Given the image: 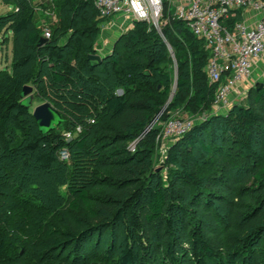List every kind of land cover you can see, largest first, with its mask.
Instances as JSON below:
<instances>
[{
  "label": "trees",
  "instance_id": "1",
  "mask_svg": "<svg viewBox=\"0 0 264 264\" xmlns=\"http://www.w3.org/2000/svg\"><path fill=\"white\" fill-rule=\"evenodd\" d=\"M92 3L68 0L75 34L65 44L56 31L39 45L28 5L4 24L25 36L13 73L0 70V264H264V79L244 102L173 140L157 170L161 131L151 125L174 84V109L211 111L212 52L173 17L161 32L136 22L123 53L94 65V43L69 50L77 34L97 37ZM29 81L66 117L72 138L59 126L40 132L33 107L21 104Z\"/></svg>",
  "mask_w": 264,
  "mask_h": 264
},
{
  "label": "built area",
  "instance_id": "2",
  "mask_svg": "<svg viewBox=\"0 0 264 264\" xmlns=\"http://www.w3.org/2000/svg\"><path fill=\"white\" fill-rule=\"evenodd\" d=\"M164 0H94L100 18L120 19L133 29L136 22H159ZM252 7L259 12L254 26L238 21L232 29L226 22L238 8ZM175 15L184 21L191 32L202 39L212 52L206 67L209 80L218 83L214 101L215 110L228 112L229 95L236 85L253 73L255 64L264 56V0H182ZM47 31L45 37L50 39ZM94 122V120H92ZM194 122L171 118L161 134L164 138L177 139L190 131ZM62 159L69 155L60 153ZM64 157V158H63Z\"/></svg>",
  "mask_w": 264,
  "mask_h": 264
},
{
  "label": "rangeland",
  "instance_id": "3",
  "mask_svg": "<svg viewBox=\"0 0 264 264\" xmlns=\"http://www.w3.org/2000/svg\"><path fill=\"white\" fill-rule=\"evenodd\" d=\"M20 1V0H19ZM23 1V0H22ZM20 1V5L18 4H12V0H0V70H10V73H13L12 64L14 62V48L15 46H19L21 49L24 45L23 39L25 36V33H21L18 37L15 35L13 31H10L9 27L4 25L5 22L9 19V17L12 14H18L22 11L24 6L28 5L32 8L33 14H34V25L35 27L41 32L42 36L45 37V33L49 31L51 33L50 40L52 41L54 38V33L56 31H59L61 34L59 37L56 38L58 43H69L71 41L72 36H74V30L71 28L69 24V18L67 19V12L66 9L68 8V0H26V2ZM93 1V0H92ZM90 8V12L87 11L89 14L91 13L94 17V20L98 22L99 32L97 33L96 38H92L91 35H85V36H79L78 34L74 37V42L71 45L72 48L81 47L84 43H94L95 49L98 50L101 49V56L104 58L107 55L112 54L114 51L120 50V53H123L124 47H123V36L128 33L130 30H123L125 28L126 24H128L126 21L123 22V20H116L114 23H107L105 20L101 19L97 16V9L95 4ZM177 8V6H176ZM175 5L173 3V0H165L163 2L162 10L160 12V19L158 23H155L154 21L150 20L147 21L148 28L149 29H156L159 32H161V26L164 24H167L169 22H172L171 18L176 17L175 11H176ZM86 13H82V16L79 17V19L82 21L83 17L86 16ZM84 15V16H83ZM81 25H79V28ZM82 37V38H81ZM49 40V39H48ZM99 45H103L101 48ZM107 47L109 49L107 50ZM170 48V46L168 45ZM96 50V51H97ZM170 55L174 58L172 65L169 67L172 77L174 80L177 78L178 74V67L176 65L175 61V55L170 50ZM96 52H91V54ZM73 67H77V62H72ZM163 66H161L162 68ZM49 68L50 63L47 62L44 67V79L47 81L50 80L49 76ZM145 72H147L149 75H152L155 70L153 68H146ZM264 75V74H262ZM262 77V76H260ZM264 77V76H263ZM264 79V78H263ZM259 82V81H258ZM257 83V82H256ZM255 83V84H256ZM252 85V87L255 86ZM25 85H31L34 87V104H33V111L34 108L38 105H41L43 103L49 102V100L41 95L39 88L35 86L32 82H27ZM162 90V88L160 87ZM175 84L173 85V93H171L167 98L164 100V104L161 108L160 114L156 117L151 127H158L160 128V131L162 132L166 122L170 120L171 118H180V119H188L194 122L195 124H198L206 119H208L211 115L218 113L217 110H215L214 104L211 107V111H205V112H197L194 110H190L185 108V105L180 106L179 108L174 109L173 108V101H174V95H175ZM122 89H119V93H122ZM53 105V104H52ZM62 114V113H61ZM64 119L66 117L62 115ZM87 123V120L84 121V124ZM65 123L61 124L59 126L60 129L64 130V134L67 138H72L73 134L71 131L67 130L65 131ZM83 124H80L77 126V129H73L75 136L78 135V133L82 130ZM150 130V129H149ZM148 130V131H149ZM147 131V132H148ZM147 132L145 134H147ZM157 136V139L155 140L156 149L154 154V167L157 170H162V166L164 165V161L167 158V150L170 146L173 139L170 138H164L161 134ZM19 136L22 135L19 133ZM145 135H142V138H144ZM138 145V139L132 140L128 143V148L132 151L136 150V147ZM68 151V150H67ZM70 155L66 160L68 164L71 163L70 161ZM64 158V157H63ZM164 174H166V170L163 171Z\"/></svg>",
  "mask_w": 264,
  "mask_h": 264
},
{
  "label": "crops",
  "instance_id": "4",
  "mask_svg": "<svg viewBox=\"0 0 264 264\" xmlns=\"http://www.w3.org/2000/svg\"><path fill=\"white\" fill-rule=\"evenodd\" d=\"M164 2H165V0H164ZM180 2H182V0H173L175 8ZM258 18H259V12L252 7H248V8L235 9L233 12V16L229 20L237 19V20L245 22L246 24H248L250 26H254L257 23ZM101 19L105 20L107 23L108 22L114 23L116 20L120 21V19H111V18H108V19L107 18L106 19L101 18ZM123 30H124V28H123ZM102 46L103 45H99L100 48ZM106 48H107V50L109 49V47H107V46H106ZM96 53L101 54V49L98 48ZM262 74H264V56L255 64L252 75L250 77L244 79L240 83H238L236 85V87L234 88V90L229 95L228 101H229V104L231 107L235 104L242 103L245 101L247 94H248L250 88L252 87V85H254L258 81L260 82L263 80L264 75H262ZM260 76H262V77H260ZM218 113H226V110L222 109Z\"/></svg>",
  "mask_w": 264,
  "mask_h": 264
},
{
  "label": "water",
  "instance_id": "5",
  "mask_svg": "<svg viewBox=\"0 0 264 264\" xmlns=\"http://www.w3.org/2000/svg\"><path fill=\"white\" fill-rule=\"evenodd\" d=\"M48 38L42 36L39 41V45L47 43ZM88 58L94 65L102 62L103 57L101 54L93 53L89 54ZM262 85V82H257L255 88L258 89ZM21 104L27 108H32L34 104L35 94L34 87L31 85H25L21 93ZM33 115L36 119L39 130L43 134H47L50 131L56 129L64 122V118L59 110H57L50 102L43 103L34 108Z\"/></svg>",
  "mask_w": 264,
  "mask_h": 264
}]
</instances>
